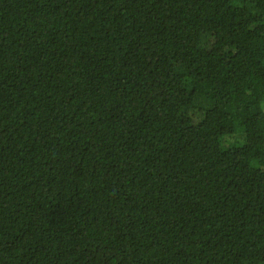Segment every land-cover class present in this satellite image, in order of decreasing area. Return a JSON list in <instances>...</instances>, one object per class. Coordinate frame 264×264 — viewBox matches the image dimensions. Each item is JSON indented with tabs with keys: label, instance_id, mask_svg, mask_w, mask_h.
I'll list each match as a JSON object with an SVG mask.
<instances>
[{
	"label": "trees",
	"instance_id": "1",
	"mask_svg": "<svg viewBox=\"0 0 264 264\" xmlns=\"http://www.w3.org/2000/svg\"><path fill=\"white\" fill-rule=\"evenodd\" d=\"M0 264H264V0H0Z\"/></svg>",
	"mask_w": 264,
	"mask_h": 264
},
{
	"label": "rangeland",
	"instance_id": "2",
	"mask_svg": "<svg viewBox=\"0 0 264 264\" xmlns=\"http://www.w3.org/2000/svg\"><path fill=\"white\" fill-rule=\"evenodd\" d=\"M228 139L231 140V141H232V140H237V136H231V137H229Z\"/></svg>",
	"mask_w": 264,
	"mask_h": 264
}]
</instances>
